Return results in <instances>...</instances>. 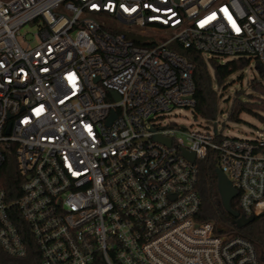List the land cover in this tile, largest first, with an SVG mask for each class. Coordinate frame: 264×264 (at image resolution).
Here are the masks:
<instances>
[{
  "label": "built area",
  "instance_id": "2783aa9c",
  "mask_svg": "<svg viewBox=\"0 0 264 264\" xmlns=\"http://www.w3.org/2000/svg\"><path fill=\"white\" fill-rule=\"evenodd\" d=\"M104 18L164 34L146 42ZM33 22L36 41L23 45ZM176 42L264 65V0H0L3 252L25 258L30 235L41 264H264L250 240L199 218L197 190V161L214 152L239 212L263 215L264 131L250 140L217 119L216 132L166 121L195 104V63ZM11 155L14 199L1 184Z\"/></svg>",
  "mask_w": 264,
  "mask_h": 264
},
{
  "label": "trees",
  "instance_id": "16d2710c",
  "mask_svg": "<svg viewBox=\"0 0 264 264\" xmlns=\"http://www.w3.org/2000/svg\"><path fill=\"white\" fill-rule=\"evenodd\" d=\"M171 48L195 63L193 77L196 89L193 111L197 117L212 123L220 113H226L228 120L240 122L241 115L248 113L264 123L263 63L247 56L227 58L224 62L216 56L205 58L196 49L184 48L182 44L177 42L173 43ZM252 61H254L253 66L251 65ZM250 66L254 69L255 75L258 76L256 77L258 79L250 85L253 92L246 93L237 90L232 98L228 92L231 83L230 78L234 73H243L245 68ZM240 79L242 81L243 76H240ZM256 97H259L261 101L255 100ZM221 103H229L226 111L221 109ZM9 158L1 176V184L6 190L8 198L14 199L20 195L17 182H20L21 179L17 175L14 158L12 155ZM197 162L199 166L197 190L201 196L199 218L203 221L216 223L229 232L250 240L256 248L260 262L264 263V214L256 216L252 222L245 226H238L236 218L226 211L219 193L216 154L210 152L204 159ZM231 205L233 209L240 211L238 198H234ZM25 227L28 230V227ZM0 264H41V255L31 236L28 235L27 256L25 258L9 256L0 249Z\"/></svg>",
  "mask_w": 264,
  "mask_h": 264
},
{
  "label": "rangeland",
  "instance_id": "374dc122",
  "mask_svg": "<svg viewBox=\"0 0 264 264\" xmlns=\"http://www.w3.org/2000/svg\"><path fill=\"white\" fill-rule=\"evenodd\" d=\"M106 23L113 27H120L123 30H128L130 27L136 28L141 33L142 40L146 42L157 41L159 42L163 37V32H153L146 26L137 27L135 25L129 26L127 24H122L121 22H116L112 18H104ZM40 22L36 23H28L21 27V32L19 36V41L21 44H25L27 41L35 42L36 34L38 33ZM233 57H228V59H232ZM251 65H254L251 63ZM240 76H243V80L241 81ZM258 77L254 73V69L250 67H246L244 72L234 73L230 78L231 83L228 89V92L232 96L235 95V92L238 90H242V92L252 93L250 85L256 81ZM259 96V94H258ZM255 100L261 101L259 97H256ZM230 103V102H229ZM229 103H221V109L225 110L228 108ZM226 111V110H225ZM168 117H166V121L179 123L184 128L191 130L193 128L200 129H209L212 128L213 122H206L200 117H197L192 108L185 107H177L172 109L168 113ZM226 113H220L217 117L218 125L221 128V133L225 136H234L243 139H256L260 137V133L264 131V123H262L258 118L246 113L241 115V121L235 122L227 119Z\"/></svg>",
  "mask_w": 264,
  "mask_h": 264
},
{
  "label": "water",
  "instance_id": "95a60500",
  "mask_svg": "<svg viewBox=\"0 0 264 264\" xmlns=\"http://www.w3.org/2000/svg\"><path fill=\"white\" fill-rule=\"evenodd\" d=\"M115 96L119 98V96L115 93ZM113 117H115V114H113ZM214 131H217L216 124H213ZM158 140L166 141L167 144L170 145L169 139L160 138L159 136L156 137ZM183 155L191 162L195 161V154L191 151H189L186 148L182 149ZM217 179H218V189L220 196L222 197L223 205L227 212H229L231 215H233L236 218V224L238 226H245L249 224V222H252L255 217L249 216L246 217L245 215L241 214L238 210H235L232 208L231 202L234 198L237 196V190L233 187L232 181H230L229 178H227L226 174L218 167L216 169Z\"/></svg>",
  "mask_w": 264,
  "mask_h": 264
},
{
  "label": "snow or ice",
  "instance_id": "6c2138e0",
  "mask_svg": "<svg viewBox=\"0 0 264 264\" xmlns=\"http://www.w3.org/2000/svg\"><path fill=\"white\" fill-rule=\"evenodd\" d=\"M94 7H95V6H94ZM121 7H124V6L121 5ZM125 10L128 11L129 9L125 8ZM134 10H135V9H132V11H134ZM214 18H215V13L211 14L210 17L206 18L205 21H202V22H201V25L203 26V24H204V23H207L208 20H210V19H214ZM228 19H229V21L233 24V27H235V23H234V21H232L231 16H229Z\"/></svg>",
  "mask_w": 264,
  "mask_h": 264
}]
</instances>
